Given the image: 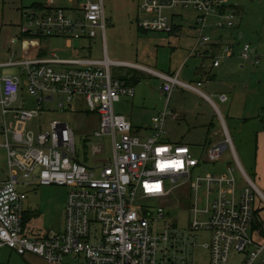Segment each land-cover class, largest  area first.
I'll return each mask as SVG.
<instances>
[{
  "label": "built area",
  "instance_id": "2783aa9c",
  "mask_svg": "<svg viewBox=\"0 0 264 264\" xmlns=\"http://www.w3.org/2000/svg\"><path fill=\"white\" fill-rule=\"evenodd\" d=\"M57 0L31 7L21 25L24 44L62 37L68 40H94L101 36L106 43L104 0H76L59 6ZM231 0H140L144 13L138 26L144 31L173 33L175 25L167 14L179 8L199 11V34L189 57H204V48L212 43L208 25L216 19L218 29L233 28L239 14ZM19 37L12 38V44ZM251 44L244 45L242 57L248 58ZM226 53L231 51L226 46ZM259 61V60H258ZM217 56L214 66L218 67ZM147 70L165 81L162 89L169 100L177 88L199 90L193 83L140 64L97 58H26L0 62V133L7 150L9 176L0 182V249L9 248L20 255L35 254L47 264H160V242L171 238L169 228L158 229L165 218L164 201L175 188L188 186L191 192V228L211 232L204 247L210 252V264H228L233 254H246L243 264H263L264 243L257 244L251 235L257 193L248 175L249 186L240 188L236 168L224 174L195 176L206 162H216L231 146L238 162L233 140L226 139L210 148L207 156L198 157L187 144L168 143L164 127L168 109L152 119L150 135H139L132 121L116 112V103L136 96V87L113 74L112 68ZM3 67H18L20 74H3ZM24 78L27 94L35 107H15L20 101ZM202 83H198L200 86ZM74 110L72 103L82 101L99 116L95 137L110 136L113 158L108 162H90L78 153L76 133L69 122L54 119L47 131L29 130V121L39 117L44 105L55 103ZM227 95H221L226 101ZM176 117V115H174ZM94 144L92 155L104 152ZM163 149L164 151H161ZM89 161V162H88ZM175 167L161 168V164ZM239 164V162H238ZM170 184H173L170 186ZM39 186H71L67 198L65 227L47 235L33 237L25 227L26 189ZM73 262H67V257Z\"/></svg>",
  "mask_w": 264,
  "mask_h": 264
},
{
  "label": "rangeland",
  "instance_id": "374dc122",
  "mask_svg": "<svg viewBox=\"0 0 264 264\" xmlns=\"http://www.w3.org/2000/svg\"><path fill=\"white\" fill-rule=\"evenodd\" d=\"M48 0H0V62L10 60L11 44H8L11 36H20L21 25L25 22L28 10L38 4H46ZM76 0H57L59 6H70ZM106 9V43L108 55L113 60L132 62L151 68L156 71L172 73L181 65L180 78L191 82L195 74L194 70L202 61L198 57H189L193 44V33L189 32L197 27L198 10L179 8L169 10L167 14L174 23L185 27L184 35L156 31H144L138 26L139 18L144 15L140 10L139 0H104ZM235 1V0H234ZM242 4V0H238ZM179 15H182L180 17ZM143 17V16H142ZM208 29V28H207ZM50 50H56L61 56L73 58H97L105 56V48L101 42V36L91 41H77L75 47L69 48L64 39L54 38L46 43ZM17 55L22 56L21 42L14 45ZM117 77L134 75L136 73L139 82L136 83L137 98L133 100L123 98L116 103V112L120 114L133 110L134 131L139 135H145L152 124L155 115L164 111L168 101V94L161 91L165 81L159 76L147 70H135L133 68H112ZM3 74L21 72L18 67H3ZM121 71V72H120ZM131 71L132 73H128ZM124 73V74H123ZM192 76V77H191ZM200 89L206 90L202 84L193 82ZM221 94H212L211 98L218 104L228 124L234 149L240 163L252 181L259 188L255 172V162L258 149V133L256 125L258 120L252 122L239 120L241 113L238 107L229 113L227 105L221 101ZM63 97L56 96L55 103L44 105L41 115L29 121L27 127L36 133L47 131L49 124L54 119L69 122L76 133L78 153L84 160L89 157L90 162H108L113 158L111 137L106 135L95 137L94 133L99 129V116L91 112L82 101H74V110H63L59 103ZM31 103L34 100L27 97ZM138 100V101H137ZM22 98L15 103V107L23 105ZM181 106L178 109L177 106ZM169 112L166 123L164 139L168 143H181L189 145L196 156H207L210 148L216 143L226 139L221 116L216 108L203 96H198L187 88H177L169 100ZM176 112V113H175ZM254 112V111H253ZM178 114L177 118L173 115ZM176 119V120H175ZM213 122L211 128L209 124ZM1 140V138H0ZM101 144L105 147L100 155H92V146ZM88 161V162H89ZM6 167V154L0 148V168ZM229 167L236 168V176L240 188L249 186V181L242 173L231 146L223 152L220 160L206 162L201 168L196 169L195 176L219 174L227 172ZM173 184H170V186ZM253 188L257 191L254 185ZM71 186H39L35 185L26 189L28 199L26 201L25 227L28 235L40 237L52 231H62L65 227V214L67 198ZM191 192L189 187H177L174 189L168 201H164L166 214L160 220L158 229L171 230V238L168 242H160L158 248V262L160 264H210V252L204 247V243L210 240L211 232L206 229L194 230L191 228L190 213ZM246 254H233L228 264H243ZM67 262L74 263L73 257H67ZM0 264H47L46 260L35 255H20L9 248L0 250Z\"/></svg>",
  "mask_w": 264,
  "mask_h": 264
},
{
  "label": "crops",
  "instance_id": "0c3cea01",
  "mask_svg": "<svg viewBox=\"0 0 264 264\" xmlns=\"http://www.w3.org/2000/svg\"><path fill=\"white\" fill-rule=\"evenodd\" d=\"M231 2L237 6V12L239 14L236 25L233 28L218 29L215 25L216 19H212L207 29V34L211 36L212 43L204 48V52H205L204 57L193 56L200 58V60L202 59L201 60L202 62L195 67L194 70L195 74L193 78H191L192 81L187 82L180 78V73L183 69V68L181 69L182 65L172 73H166L162 71L161 73L171 76L178 75L180 80L187 83H193V82L202 83L206 87V90L200 89L199 87H198L199 90H192V89L190 90H192V92L198 96L205 97L216 108L217 112L221 116V120H222L221 122L223 124L224 131L225 132L228 131L229 134L230 132L228 129L227 121L218 104L211 98L212 94L222 93L221 95H227L228 99L226 101H222V100L221 101L225 104H228L227 109L229 113H232V109L234 107H238L239 109L238 111L241 113V115L238 118L239 120L246 119V122L247 121L252 122L253 120H258L259 122H261L260 126L259 125L255 126V129H257L256 132L258 133V149H257L256 162H255V172H254L259 184L261 185V188H259L258 185L254 181H252V178L250 177L248 172H246L243 165L240 163L238 156L237 158L240 167L245 171V173L248 175L251 182L259 192L257 193V198L255 201L256 219L254 220L251 226V235L257 244H263L264 243V0H242L243 4L238 0L235 1L231 0ZM179 16L182 17V15ZM173 24L176 27V30L173 33L177 35L180 34L184 35L185 33H188V31L185 32V27L182 24H178L174 22ZM189 32L193 33V37H192L193 38L192 49H193L196 42V38L199 34L198 24L195 29L192 28ZM14 37L16 36L10 37L8 44H11V46L13 47L11 49L10 60H15V61L23 60L26 58L52 57L53 55H58L61 58L72 59L73 57L61 56L56 50H50L49 47H46V43L54 38L64 39L67 42V46L69 48H73L75 47V44L77 42L76 40H68L62 37H53L42 40L40 39L38 40V43H35V45H33L30 43L24 44L22 38L18 36L19 39L16 43L21 42L23 54L21 57L14 59V56L17 55V51L14 50V45L16 43L12 44L11 42L12 38ZM84 41L88 42L90 40H84ZM247 43L251 44V50L249 53V57L243 58L242 57L243 48L244 45ZM226 46L231 47V51L228 53L224 51ZM217 56L221 57V63L218 67H215L213 63L214 60L217 58ZM128 73H132V72L128 71ZM134 75L136 76V73H134ZM24 81L25 82L23 83V91L21 93L22 101H24L23 105L29 108L35 107L36 105L35 100L27 94L26 91L27 84L25 78ZM161 91L163 94H167L163 91L162 88ZM0 95H1V89H0ZM137 95L138 94L136 91V96L130 99L131 101L133 100L132 101L133 105L135 104V99L137 98ZM28 96L32 98L34 101L30 103L27 100ZM177 107L178 109L183 110L181 106L178 105ZM165 109H167V103ZM127 113L129 114H123V115L127 116L133 123V118H132L134 116L133 110H131L130 112L129 109ZM170 113L171 112H169L168 114ZM174 115H176V117H174ZM174 115H173L174 118L178 117V114H174ZM213 125H214L213 122L209 124L211 128L213 127ZM147 135H150L149 131H147V133L145 134V136ZM0 138H1L0 148H2L6 154V167L0 168V182H4L8 179L9 167H8L7 150L4 146H2L4 142V137L1 133H0ZM224 173L226 172L219 174H224ZM261 259L264 260V252L261 256Z\"/></svg>",
  "mask_w": 264,
  "mask_h": 264
},
{
  "label": "trees",
  "instance_id": "16d2710c",
  "mask_svg": "<svg viewBox=\"0 0 264 264\" xmlns=\"http://www.w3.org/2000/svg\"><path fill=\"white\" fill-rule=\"evenodd\" d=\"M234 7L237 9V6H236V5H234ZM175 29H176V27H175ZM136 77H137V76L133 75V76H130V77H128V76H123L122 78L125 79V80H127L129 83L136 85V83L139 82V79L136 78ZM255 214H256V213H255ZM255 219H256V216H255L254 220H255ZM253 222H254V221H253Z\"/></svg>",
  "mask_w": 264,
  "mask_h": 264
},
{
  "label": "snow or ice",
  "instance_id": "6c2138e0",
  "mask_svg": "<svg viewBox=\"0 0 264 264\" xmlns=\"http://www.w3.org/2000/svg\"><path fill=\"white\" fill-rule=\"evenodd\" d=\"M161 151H164L161 149ZM177 162H173L172 164H161V168H167V167H175Z\"/></svg>",
  "mask_w": 264,
  "mask_h": 264
}]
</instances>
